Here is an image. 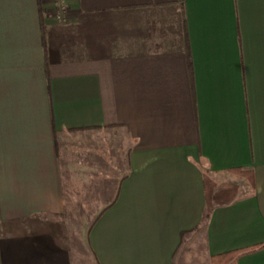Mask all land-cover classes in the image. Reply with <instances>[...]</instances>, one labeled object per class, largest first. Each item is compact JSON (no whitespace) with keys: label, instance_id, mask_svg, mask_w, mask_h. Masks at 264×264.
<instances>
[{"label":"crops","instance_id":"1","mask_svg":"<svg viewBox=\"0 0 264 264\" xmlns=\"http://www.w3.org/2000/svg\"><path fill=\"white\" fill-rule=\"evenodd\" d=\"M0 227V264H264V0H0Z\"/></svg>","mask_w":264,"mask_h":264},{"label":"trees","instance_id":"2","mask_svg":"<svg viewBox=\"0 0 264 264\" xmlns=\"http://www.w3.org/2000/svg\"><path fill=\"white\" fill-rule=\"evenodd\" d=\"M234 172H237L240 175L246 174L244 171H242L240 169H235ZM262 247H264V245H260V246L254 247V248L249 249L247 251H254V250L260 249ZM233 254H234V252H232V253H225V254H221L219 256L213 257L212 258V263L213 264H219V263L223 262L226 258H228L229 256H231Z\"/></svg>","mask_w":264,"mask_h":264},{"label":"built area","instance_id":"3","mask_svg":"<svg viewBox=\"0 0 264 264\" xmlns=\"http://www.w3.org/2000/svg\"><path fill=\"white\" fill-rule=\"evenodd\" d=\"M64 9V8H63Z\"/></svg>","mask_w":264,"mask_h":264},{"label":"rangeland","instance_id":"4","mask_svg":"<svg viewBox=\"0 0 264 264\" xmlns=\"http://www.w3.org/2000/svg\"><path fill=\"white\" fill-rule=\"evenodd\" d=\"M1 228V227H0Z\"/></svg>","mask_w":264,"mask_h":264}]
</instances>
